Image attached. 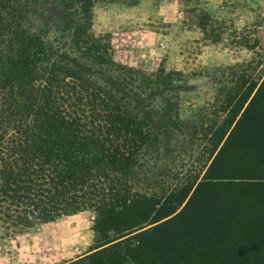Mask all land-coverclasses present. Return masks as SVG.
<instances>
[{
	"label": "trees",
	"instance_id": "obj_1",
	"mask_svg": "<svg viewBox=\"0 0 264 264\" xmlns=\"http://www.w3.org/2000/svg\"><path fill=\"white\" fill-rule=\"evenodd\" d=\"M96 1L0 0V228L91 210L96 246L65 264H264V81L163 220L181 202L129 179L153 135L128 101L138 94L87 66L120 67L90 29Z\"/></svg>",
	"mask_w": 264,
	"mask_h": 264
},
{
	"label": "rangeland",
	"instance_id": "obj_2",
	"mask_svg": "<svg viewBox=\"0 0 264 264\" xmlns=\"http://www.w3.org/2000/svg\"><path fill=\"white\" fill-rule=\"evenodd\" d=\"M90 29L111 44L120 67L88 68L102 82L113 76L112 87L134 90L128 101L152 129L129 179L142 193L181 202H171L168 219L186 205L264 81V0H97ZM81 55L72 54L88 61ZM94 217L86 210L10 235L0 228V264L77 259L96 246Z\"/></svg>",
	"mask_w": 264,
	"mask_h": 264
}]
</instances>
